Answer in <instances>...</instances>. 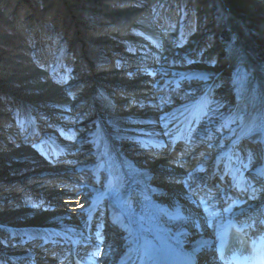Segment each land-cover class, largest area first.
<instances>
[{
    "label": "bare ground",
    "instance_id": "6f19581e",
    "mask_svg": "<svg viewBox=\"0 0 264 264\" xmlns=\"http://www.w3.org/2000/svg\"><path fill=\"white\" fill-rule=\"evenodd\" d=\"M145 1L140 7L121 9L123 14L145 13L134 21L140 42L126 35L129 20L124 24L103 21L98 26L104 28L101 37H121L133 47L139 45V50L153 52L155 57L148 59L151 67L133 62V73L94 68L96 52L88 58L82 50L75 69L81 70V76L89 73L85 85L89 94L76 115L73 110L79 100L71 101L68 95L78 85L75 79L61 88L39 82L48 65L25 77L39 82V88L49 86L51 95L39 99L44 102L42 111L59 112L62 119L52 130L40 129L45 124L41 120L31 121L21 135L20 148H10L6 138L0 145V189L5 188L7 198H0V264H60L57 257L46 256L57 249L70 251L75 242L84 251L86 244L97 246V264H139L178 246L198 254L205 263L226 221L237 215L259 220L257 225L264 221V205L260 206L264 203V80L245 53L237 22L232 20L234 32L239 33L237 48L222 41L219 26L208 35L215 44L206 60L182 48L184 57L165 65L157 57L172 22L168 16L162 17L160 26L152 22L148 7L157 0ZM197 12L196 28L204 16ZM118 15L109 14L114 19ZM35 27L37 35L48 36L46 26ZM177 37L165 39L170 48ZM88 39L94 49L101 43L99 36ZM193 81L203 84H187ZM156 87L174 92L175 101L161 100L163 91L160 101L139 108ZM115 103L128 106L123 115L113 112ZM8 115L2 111V116ZM19 127L25 130L26 126L20 123ZM8 133L17 136L16 130ZM33 137L38 141H30ZM184 137L194 148L189 144L185 146L189 152L179 149L176 157L168 158V151ZM252 143L259 144L255 162L254 154L241 151L244 144L251 148ZM162 147L163 155L152 161L154 156L148 152ZM174 158L182 165L175 168ZM145 167L149 174L142 172ZM92 170H97L98 178ZM6 181L17 185L2 187ZM25 195L30 197L27 203L20 201ZM104 210L107 219L104 215L102 219Z\"/></svg>",
    "mask_w": 264,
    "mask_h": 264
},
{
    "label": "rangeland",
    "instance_id": "374dc122",
    "mask_svg": "<svg viewBox=\"0 0 264 264\" xmlns=\"http://www.w3.org/2000/svg\"><path fill=\"white\" fill-rule=\"evenodd\" d=\"M200 2L206 4L199 6L198 3ZM145 4H147L145 0H0V145H3L6 138L8 139L7 142L10 140L8 142L10 148L16 146L20 148V141L24 138L21 135L26 134L28 131L26 129L31 121L41 120L45 124H40V129L44 127L52 130L57 127L62 119L59 112L46 114L42 111L44 102L39 99L48 93L49 86L39 88L37 87L39 82L61 88L66 81L75 79L78 85L74 89L70 88L68 95L72 98L71 101L79 100L73 110L76 112L74 115L78 113L86 101L85 96L89 94L85 86L89 73L81 76L78 72L81 70L75 69L79 65L77 64V57L83 55L82 50L88 58L96 52L91 63L94 68L101 66L102 69L106 70L124 69L133 73L131 69L133 62L142 63L144 67L150 68L151 66L148 64L151 61L148 59L155 57L153 52L150 53L146 49L139 50V45L133 47L127 39H121V37H116L117 39L101 37V33L103 35L105 32H101L100 29L104 28L99 27L103 21L124 24L129 20L130 22L128 21L126 24V27H129L126 35L138 43L140 41H138V31L134 21L137 15L141 17L145 13L137 14L131 11L123 14L121 9L127 6L137 8ZM153 4L154 6L148 7L151 10L150 13H153L151 15L152 22L160 26L162 17L165 16H168L172 22L167 27L169 33L166 36L164 33V38L169 39L170 36H178L171 43L172 49L164 39V48L161 49L159 57H157L160 63L170 66L174 64L175 60L178 59L176 57H184L181 52L182 48H188V55H192L198 60H206L210 47L215 44L213 39L209 40L208 35L210 31H215L220 26V38L229 46L236 48L239 46L237 34L240 33L246 45V55L252 58L258 73L264 80V0H157ZM50 6L51 8H49ZM31 10L34 12L27 15ZM198 10H201L204 16L199 19L200 25L196 28L194 22L197 21L195 16L198 14ZM14 11L18 14L17 19L12 16ZM118 12L119 15L115 17L117 19L109 16V14ZM233 19L237 22L239 33L234 32ZM179 21L180 24H178ZM36 25L46 26L48 36L37 35ZM175 31L178 33L175 34ZM90 36H99L101 40L100 45L95 49L93 47L95 44L88 43ZM108 40L111 42L105 43ZM127 54L130 56H126ZM96 60L102 61L97 65ZM45 65L49 66L48 71L45 76H39V82L36 83L33 82L34 80L25 78L32 74V71H42V67ZM81 69L87 70L89 68L82 66ZM109 76L108 74L104 80H108ZM119 78L117 77V79ZM230 82L229 79L227 85ZM187 84L198 86L203 83L193 81ZM187 84H184L183 87H186ZM94 88L96 89V87ZM144 90L149 92L151 89H142V91ZM163 91L165 96L161 97V100L175 101V95H172L174 92L165 91L164 87H156L152 95L149 96L150 98L148 97L145 102L139 103L138 107L145 108L149 105V101H156L157 99L156 102L160 101L159 96ZM49 95L51 93H48L47 97ZM66 97L64 99H67ZM122 106L115 103L113 112L117 115H123L124 109H127L128 106L121 108ZM2 111L9 115L2 116ZM20 123L26 126L25 130L20 129ZM15 130L17 136L12 137L8 132ZM19 132L20 134H18ZM30 141H38V139L33 137ZM27 142L28 140L25 143ZM258 146L259 144L252 143L251 149L250 145L244 144L241 151L244 152V155L254 154L251 157L252 161L255 162L257 157L255 148ZM15 180H19V178ZM29 181L31 180L26 183H30ZM217 183L219 184V181ZM8 184L16 186L17 182L6 181L3 182L2 187ZM225 185L227 184H224V187ZM152 186L154 185L152 184ZM4 189H0V198L5 197L3 196ZM6 199L5 197L4 200ZM48 259H51L50 256Z\"/></svg>",
    "mask_w": 264,
    "mask_h": 264
}]
</instances>
